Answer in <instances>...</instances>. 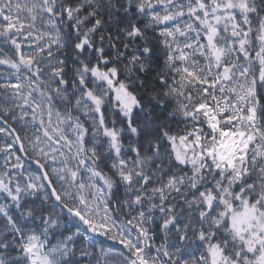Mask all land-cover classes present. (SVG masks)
Wrapping results in <instances>:
<instances>
[{
    "label": "snow or ice",
    "instance_id": "obj_1",
    "mask_svg": "<svg viewBox=\"0 0 264 264\" xmlns=\"http://www.w3.org/2000/svg\"><path fill=\"white\" fill-rule=\"evenodd\" d=\"M0 264H264V0H0Z\"/></svg>",
    "mask_w": 264,
    "mask_h": 264
}]
</instances>
